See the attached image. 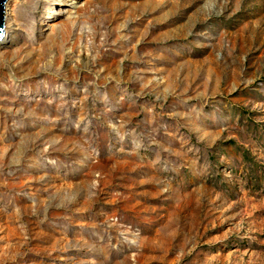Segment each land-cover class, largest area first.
<instances>
[{
	"label": "rangeland",
	"instance_id": "rangeland-1",
	"mask_svg": "<svg viewBox=\"0 0 264 264\" xmlns=\"http://www.w3.org/2000/svg\"><path fill=\"white\" fill-rule=\"evenodd\" d=\"M10 11L0 264H264V0Z\"/></svg>",
	"mask_w": 264,
	"mask_h": 264
},
{
	"label": "bare ground",
	"instance_id": "bare-ground-1",
	"mask_svg": "<svg viewBox=\"0 0 264 264\" xmlns=\"http://www.w3.org/2000/svg\"><path fill=\"white\" fill-rule=\"evenodd\" d=\"M13 0L11 1H7L6 5H5V11H4V33L6 34L4 39H1L0 42V46L6 45L8 44L10 41V39L8 40V35H11V30L13 28V26L16 23V18L14 17V13L12 11H10V4L12 3ZM18 0H14V3L17 2Z\"/></svg>",
	"mask_w": 264,
	"mask_h": 264
},
{
	"label": "water",
	"instance_id": "water-1",
	"mask_svg": "<svg viewBox=\"0 0 264 264\" xmlns=\"http://www.w3.org/2000/svg\"><path fill=\"white\" fill-rule=\"evenodd\" d=\"M8 0H0V38L4 36V11Z\"/></svg>",
	"mask_w": 264,
	"mask_h": 264
}]
</instances>
